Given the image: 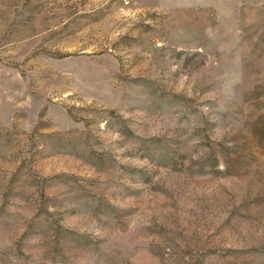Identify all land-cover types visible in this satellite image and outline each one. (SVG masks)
Masks as SVG:
<instances>
[{
    "label": "rangeland",
    "instance_id": "374dc122",
    "mask_svg": "<svg viewBox=\"0 0 264 264\" xmlns=\"http://www.w3.org/2000/svg\"><path fill=\"white\" fill-rule=\"evenodd\" d=\"M0 264H264V0H0Z\"/></svg>",
    "mask_w": 264,
    "mask_h": 264
}]
</instances>
